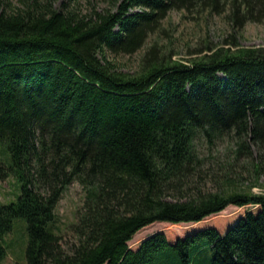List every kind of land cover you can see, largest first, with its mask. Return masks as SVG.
<instances>
[{
  "label": "trees",
  "instance_id": "trees-1",
  "mask_svg": "<svg viewBox=\"0 0 264 264\" xmlns=\"http://www.w3.org/2000/svg\"><path fill=\"white\" fill-rule=\"evenodd\" d=\"M172 9L264 23V0H0V140L21 182L0 203V264L15 217L26 264H264V193L232 176L242 160L256 181L264 171V46L232 41L182 61L153 44L134 72L109 58L141 48ZM73 181L83 198L64 244L55 210ZM231 204L246 208L221 232L128 245L152 222Z\"/></svg>",
  "mask_w": 264,
  "mask_h": 264
},
{
  "label": "rangeland",
  "instance_id": "rangeland-1",
  "mask_svg": "<svg viewBox=\"0 0 264 264\" xmlns=\"http://www.w3.org/2000/svg\"><path fill=\"white\" fill-rule=\"evenodd\" d=\"M62 0H56V5ZM97 7H111L114 0H89ZM88 0H79L82 8L89 2ZM236 41L240 47H259L264 46V23L263 22H245L241 27H236L227 16L205 13H191L182 9H172L167 18L162 23L160 31L151 35L145 44L133 53L110 54L109 58L115 64V67L121 71L134 72L139 69L141 57L147 51L148 47L156 44L160 49L166 50L172 59L185 61L197 54L207 52L208 47H231V42ZM232 140V139H231ZM201 148H205L203 141ZM224 142H220L214 150H222ZM252 147V155L257 153ZM11 163L10 154L6 146L0 140V203H9L16 201L21 192V182L19 178L9 171ZM243 160L235 165L232 171L234 181L238 188L251 187L252 192L264 193V171L256 181L250 173L242 167ZM210 186L207 183L206 187ZM83 198V190L77 181L67 185L63 191L57 205L56 215L57 224L61 228L63 243L70 242L72 239L67 231V225L75 220L76 210L80 207ZM246 206L239 207L228 205L221 211L206 216L198 222H180L170 223L166 221H155L142 228L134 234L128 241L130 247H135L139 241L146 236L156 232L164 231L169 240L183 236L192 228L214 226L220 232L225 226ZM27 242L26 221L22 217H15L12 220L11 229L3 236V245L5 255L1 264H26L25 246Z\"/></svg>",
  "mask_w": 264,
  "mask_h": 264
}]
</instances>
